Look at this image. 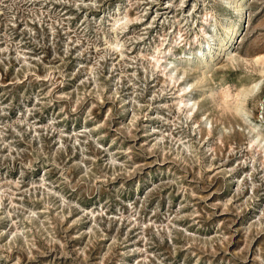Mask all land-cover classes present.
Listing matches in <instances>:
<instances>
[{"label":"rangeland","instance_id":"374dc122","mask_svg":"<svg viewBox=\"0 0 264 264\" xmlns=\"http://www.w3.org/2000/svg\"><path fill=\"white\" fill-rule=\"evenodd\" d=\"M229 2L0 0V264H264V0Z\"/></svg>","mask_w":264,"mask_h":264},{"label":"bare ground","instance_id":"6f19581e","mask_svg":"<svg viewBox=\"0 0 264 264\" xmlns=\"http://www.w3.org/2000/svg\"><path fill=\"white\" fill-rule=\"evenodd\" d=\"M236 1L237 0H233V1L231 0V2H229V6L232 10L234 9ZM231 20L232 19H231V15H230L229 19H227L222 26V33L219 36H215V37L208 36L210 43H208V41L204 43L206 49L200 50L195 55L194 62H196V67L194 68V70L202 71V82H206V80L204 78L203 68L207 65V63L210 60H213V58L216 55H218L219 52L222 51V49L227 48L228 46H231V44L236 40V38L238 36V29L235 28V25H234V23L231 22ZM203 33H204V35H206L205 32H203ZM220 53H222V52H220ZM182 63H184V65H188L189 63H191V60L185 59L182 61ZM257 85L258 84H255L253 86L252 90L255 89L257 87ZM248 93H249V91L246 88H242L240 90V93L238 94V95H240V97L242 99L240 101V103H243L244 97L247 96ZM222 94H221V96H222ZM224 94H225V92H224ZM226 97H227V95H226ZM188 103H190V99H187V102L184 101V104H188ZM193 105H194V103L192 104V106ZM233 110L240 115L244 113V110L241 107V104L234 106Z\"/></svg>","mask_w":264,"mask_h":264}]
</instances>
